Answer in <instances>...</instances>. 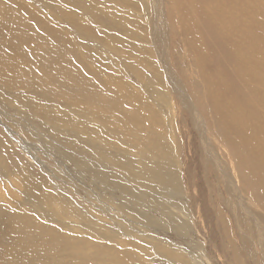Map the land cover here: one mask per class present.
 Segmentation results:
<instances>
[{"label":"rangeland","instance_id":"obj_1","mask_svg":"<svg viewBox=\"0 0 264 264\" xmlns=\"http://www.w3.org/2000/svg\"><path fill=\"white\" fill-rule=\"evenodd\" d=\"M198 1L0 0V264H264V0Z\"/></svg>","mask_w":264,"mask_h":264},{"label":"bare ground","instance_id":"obj_2","mask_svg":"<svg viewBox=\"0 0 264 264\" xmlns=\"http://www.w3.org/2000/svg\"><path fill=\"white\" fill-rule=\"evenodd\" d=\"M263 1V0H262ZM201 2V1H200ZM202 2H204V1H202ZM196 3H199V1L197 2V0H196ZM195 3V4H196ZM198 5V4H197ZM262 5V4H261ZM264 5V4H263ZM113 11V10H112ZM214 12V11H213ZM119 13V12H118ZM119 15V14H118ZM215 16H217V15H215ZM218 19V18H217ZM219 21V20H218ZM227 21V20H226ZM225 21V22H226ZM245 22H247V21H245ZM127 23H128V21H127ZM217 23V22H216ZM248 23V22H247ZM246 23V24H247ZM211 24H212V22H211ZM219 24V23H218ZM217 28V27H216ZM248 28H250V26L248 27ZM230 29V28H229ZM230 31V30H229ZM227 36V35H226ZM228 37V36H227ZM232 37V36H231ZM122 42V41H121ZM238 46V45H237ZM241 46V45H240ZM240 46H238V47H240ZM233 47V46H232ZM237 51V50H236ZM242 52V51H241ZM241 55V54H240ZM17 57H18V55H17ZM28 57V56H27ZM241 57V56H240ZM210 59V58H209ZM242 59V58H241ZM34 60V59H33ZM211 60V59H210ZM243 60V59H242ZM27 61H28V59H27ZM239 62V61H238ZM241 62V61H240ZM239 62V63H240ZM210 63V62H209ZM238 63V64H239ZM18 65V62H17V60L15 61V63H14V66L16 67ZM32 65H34V64H32ZM42 65V64H41ZM222 65V68H223V64H220V66ZM232 65V64H231ZM213 66H215L214 64H212V68H213ZM225 67H226V65H225ZM230 67V66H229ZM228 67V68H229ZM240 67V66H239ZM238 67V68H239ZM245 67V66H244ZM258 68V67H257ZM231 69V68H230ZM225 70V69H224ZM226 70H228V69H226ZM208 72V71H207ZM211 73V72H210ZM224 73H225V71H224ZM230 73V72H229ZM233 73V72H232ZM232 73H230V74H232ZM239 73V72H238ZM241 73V72H240ZM215 74V73H214ZM234 75V74H233ZM238 76V75H237ZM216 78V77H215ZM223 79V78H222ZM242 79V78H241ZM221 80V79H220ZM80 82H82V81H80ZM77 84V83H76ZM83 84V83H82ZM87 85H89V84H87L86 83V86H83V88H81L82 90H84V91H82V92H78L77 90H78V88H77V90H76V86H74V89L77 91V93H79V95L77 94V96L78 97H80V98H86V99H88V98H90V97H93L95 94H94V92H96V90L93 88V90H92V88L90 87V85L89 86H87ZM92 85H96L95 83L93 84L92 83ZM91 85V86H92ZM98 85H96V89L98 88L97 87ZM80 87V86H79ZM93 87V86H92ZM95 87V86H94ZM91 88V89H90ZM99 89V88H98ZM79 90H80V88H79ZM95 90V91H94ZM230 90V89H229ZM248 92V91H247ZM256 94V93H255ZM76 98V97H75ZM233 98V97H232ZM264 98V97H263ZM255 100V99H254ZM96 101H98V100H96ZM99 101H100V104H101V100L99 99ZM98 101V102H99ZM250 101H252V100H250ZM87 102V101H86ZM78 103V102H77ZM103 103V102H102ZM262 105H264V104H262ZM261 106V105H260ZM85 107V106H84ZM83 108V107H82ZM261 108H263V107H261ZM89 109V108H88ZM257 110V109H256ZM217 112V111H216ZM256 112V111H255ZM250 116V115H249ZM244 120V119H243ZM234 121V120H233ZM252 121H250V123H251ZM242 123H244V122H242ZM245 123H246V120H245ZM253 124V123H252ZM236 125H237V123H236ZM235 125V126H236ZM232 126V125H231ZM234 126V127H235ZM239 126V125H238ZM238 126L237 127H235L236 129L238 128ZM200 128H202V127H200ZM230 128V127H229ZM233 128V127H232ZM240 129V128H239ZM238 129V130H239ZM242 130H240V132H241ZM240 132H238V135H239V133ZM246 132V133H245ZM245 132H242V133H240L241 135L240 136H242V134L243 135H245V136H247L249 139H250V144H252L251 146L249 145V147L252 149V153L255 155V157H257L261 162L262 161H264V153H262L263 152V146L261 145L260 146V148H258V139H257V137H256V135L254 134V131H253V128H252V126H250V127H247V128H245ZM247 133H251L253 136H251V135H249V134H247ZM239 137V136H238ZM150 141V138H148L147 139V142H149ZM242 142H244V141H242ZM203 145V144H202ZM261 153V154H260ZM255 159V158H254ZM261 162H259V163H261ZM137 166V165H136ZM257 176V175H256ZM247 221H248V223L250 224V227H251V229L256 233V234H258L257 232H256V230L254 229V228H252V226H253V223H252V221H254L253 220V218L250 216V217H248L247 218ZM9 227V223L8 222H5L3 219H1L0 218V251H2L4 254H7L6 252V248H7V246H8V243H7V241H6V236H5V232L2 230V228H4V229H7ZM23 228V227H22ZM25 230V229H24ZM23 232L22 231H20L19 230V232H18V237H19V239H22V238H25V235L23 236ZM33 240H34V238H33ZM37 240V239H36ZM32 241V240H31ZM29 250H32V252L30 253V255L28 256V258H27V263L28 264H39V263H36L35 262V258H34V255H37V254H40L37 250H36V248L35 247H29ZM39 250V249H38ZM19 254H23V252H21V253H19ZM9 255H10V253H9ZM8 255V256H9ZM24 255V254H23ZM40 255H42V254H40ZM12 256V255H11ZM39 258V257H38ZM37 259V258H36ZM40 260V259H39ZM38 261V260H37ZM41 261V260H40ZM24 263V261L22 262V263H15V264H23ZM43 264V263H42Z\"/></svg>","mask_w":264,"mask_h":264}]
</instances>
